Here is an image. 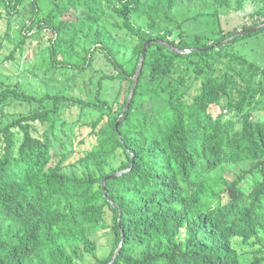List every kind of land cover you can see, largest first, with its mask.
<instances>
[{"label":"trees","instance_id":"trees-1","mask_svg":"<svg viewBox=\"0 0 264 264\" xmlns=\"http://www.w3.org/2000/svg\"><path fill=\"white\" fill-rule=\"evenodd\" d=\"M211 2L215 12V5L228 7L230 0ZM176 3L0 0V7L14 13L30 4L31 24L23 27L30 37L37 35L32 29L53 31L46 74L83 73L98 51L116 71L99 80L93 100L37 98L1 84L0 100L39 104L40 110L0 128V264H77L82 255L109 264L120 244L112 264H243L233 241L247 243L264 232V70L229 50L251 34L220 46L238 31L211 43L203 36L170 40L159 24L172 22ZM104 18H115L113 27L137 40L131 72L118 62L120 41ZM261 24L264 19L241 31ZM84 28L92 50L80 58L75 41ZM153 39L190 52L151 44L122 113L144 44ZM107 79L128 82L115 108L100 95ZM220 105L238 113L239 128L209 113ZM74 108L76 118L70 115ZM87 110L97 116L84 119ZM35 123L44 127L40 134ZM83 128L93 139L89 146L78 140L76 131ZM244 163L248 169L233 170ZM108 216L114 247L100 260L94 237ZM252 264H264L262 249Z\"/></svg>","mask_w":264,"mask_h":264},{"label":"rangeland","instance_id":"rangeland-1","mask_svg":"<svg viewBox=\"0 0 264 264\" xmlns=\"http://www.w3.org/2000/svg\"><path fill=\"white\" fill-rule=\"evenodd\" d=\"M50 1L46 0L47 3ZM215 6L216 11L213 12L214 4L211 0H177L171 14L172 22L163 21L159 24V29L161 33L168 34V38L175 42L181 38L191 41L196 36H203L211 43L223 34L231 31L239 32L243 27L251 26L264 19L258 14L264 12V0H230L228 7ZM0 11L2 13L0 21V92L4 90L1 84H6L11 88L17 86L20 91L37 98L45 94H62L93 100L99 80L103 76L116 75L114 66L104 57L102 51L95 53L91 67L83 73L59 70L46 74L45 72L50 66L47 45L53 31L32 29L31 33L37 34L33 37L23 31L25 24H31L29 21L30 4L20 8L17 13L11 10L5 11L3 6L0 7ZM113 19L104 18L102 23L120 41L117 60L127 72H131L136 62L132 56V50L137 40L127 34L125 30L115 29L112 23H115L116 20L113 22ZM141 23V21L138 22V24ZM86 32L85 28L81 30L75 41V51L80 58L87 56L88 52L92 50L90 41L85 36ZM21 35L24 38H21ZM229 50L237 51L264 70V29L252 33L251 36L234 44ZM13 51L14 55L11 56ZM127 87V81L103 80V90L100 95L115 108L123 103ZM257 100L258 98L255 99V101ZM36 110H40L39 104H21L9 97L1 99L0 128L9 125L13 120L29 116ZM76 112L77 109L74 108L70 115L76 118ZM97 113L96 110H87L84 112L83 118L94 119ZM209 113L214 117L222 115L224 120L233 121L236 128L240 126L239 115L234 109L225 110L222 105L211 106ZM34 126L39 134L43 131L44 127L39 123H35ZM76 133L78 140L87 141V146L93 143V139L88 135L89 129L83 128ZM16 136L20 140L21 137L18 134ZM76 160L77 155L72 157L69 164H73ZM114 162L116 164L118 160ZM249 166V163H244L236 166L233 170L241 172L248 169ZM65 169L69 170L68 166ZM111 227V218L108 216L105 218V227L95 234L97 258L100 260L106 259L113 250L114 235ZM233 242L240 253L243 264H252L254 252L260 249L264 255V232L247 243L237 239ZM77 264L97 263L91 256L82 255V259L77 260Z\"/></svg>","mask_w":264,"mask_h":264},{"label":"water","instance_id":"water-1","mask_svg":"<svg viewBox=\"0 0 264 264\" xmlns=\"http://www.w3.org/2000/svg\"><path fill=\"white\" fill-rule=\"evenodd\" d=\"M262 29H264V24L251 27V28H249L247 30H244V31H240V32L236 33L235 35L229 37L228 39H225V40L221 41L216 46H220L221 44L226 43V42H229V41H231V40H233V39H235L237 37H242V36H245V35H249V34L255 33L257 31H260ZM151 44L159 45V46H164L165 48L171 50L172 52L178 53V54H186V53H189L190 52V51H180L177 48H175L173 45H171V44H169L167 42H164L161 39H153V40H150V41L146 42L144 44L142 53L140 55V58H139V61H138V64H137V68H136L135 75L132 77V87H131L130 93H129L128 98H127V102L125 104V107H124L122 113H124V111L129 107V104H130V102H131V100L133 98L134 91H135V89L137 87V83H138L139 77H140L141 72H142L143 62H144V59H145V55H146V52H147L148 47ZM121 118H122V116L120 117L119 121L121 120ZM121 173L122 172H120V173H114V174L106 177L103 180L102 185L104 186L105 183H106V181L115 178L116 176L120 175ZM121 246H122V244H120L119 247L117 248V250L115 251L114 256L112 257V260L110 261L109 264H112L114 262V260L116 259L117 255H118V253L120 251Z\"/></svg>","mask_w":264,"mask_h":264}]
</instances>
